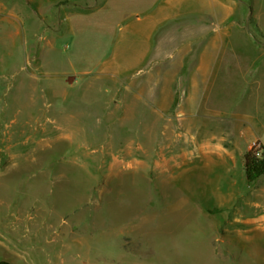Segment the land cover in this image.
Wrapping results in <instances>:
<instances>
[{
    "label": "rangeland",
    "instance_id": "1",
    "mask_svg": "<svg viewBox=\"0 0 264 264\" xmlns=\"http://www.w3.org/2000/svg\"><path fill=\"white\" fill-rule=\"evenodd\" d=\"M2 1L13 7L20 3L21 9H27L23 14L35 18L39 36L54 38L57 48L66 49L73 39L66 33V24L60 22V13L50 5L54 0ZM241 5L238 22L243 27L236 30L235 49L208 94H203V106L200 101L194 126L187 134L194 135L199 144L212 142L213 136L218 137L214 134L222 133L221 124L213 126L219 118L207 111L212 106L257 116L261 129L257 142L264 144V29L255 18L264 20V0H242ZM10 12L1 9L0 18ZM24 19L20 27L27 31ZM4 24L0 20V262L264 264V244L258 235L255 242H243L244 246L229 245L221 230L212 226L214 218L202 212L204 207L224 209L211 211L217 213L218 221H226L230 213L232 219H254L263 212L247 191L256 192L264 206V175L252 185L243 179L244 154L237 156L236 165L217 157L211 166L195 165L186 177L188 183L176 182L174 171L159 174L151 169L145 174L127 170L111 187L109 163L95 164L91 154L95 140L89 138V148H75L60 133L46 131L49 127L40 120L44 116L37 112L41 106L45 112L56 110L57 102L51 109L46 101H31L29 96L41 91L49 77L29 65L30 32L23 31V38L14 46L5 36ZM53 26L59 30L49 28ZM255 45H261L260 52ZM62 66L56 71L68 70ZM96 95L103 99L97 109L105 111V99L112 94L103 87V93ZM70 104L77 113L82 110L79 93L71 94ZM57 105H62L61 100ZM220 118L235 119L233 113ZM135 120L126 124L129 133L119 135L118 142L140 137ZM235 129L238 134V124ZM241 130L250 133L248 126ZM178 151L170 148L164 152L174 155ZM180 185L188 186L189 192ZM184 200L187 202L179 208L177 204Z\"/></svg>",
    "mask_w": 264,
    "mask_h": 264
},
{
    "label": "crops",
    "instance_id": "2",
    "mask_svg": "<svg viewBox=\"0 0 264 264\" xmlns=\"http://www.w3.org/2000/svg\"><path fill=\"white\" fill-rule=\"evenodd\" d=\"M241 3L242 0H54L50 5L60 13L66 33L73 36L66 49L57 48L52 37H40L35 18L31 13L24 15L27 9H21L20 3L13 7L2 1L0 16L1 9L11 12L0 20L5 22V36L14 46L23 38V31L30 32L33 42L26 49L29 65L44 70L42 74L49 77L43 81L41 91L31 93L29 99L46 101V107L51 109L53 102H62L55 105L56 110L46 112L43 106L36 105L41 108L38 115L44 116L41 122L49 127L47 132L60 133L75 148H89V138L95 140L97 145L91 154L95 164L109 163L111 187L114 179L127 170L145 174L151 169L159 174L174 171L176 182L188 183L186 177L195 165L211 166L216 157L236 165L237 156L261 140L257 116L239 110L219 111L214 106L206 109L219 118L213 126L221 124L222 133L214 134L218 137L213 136L212 142L200 144L194 135H187L194 126V111L205 99L203 94H208L209 86L227 63L225 59L235 49V33L243 27L238 22L244 7ZM21 18L28 22L27 31L20 27ZM255 18L264 29V20ZM53 27L49 28L59 30ZM253 47L259 52L262 49L261 45ZM58 66L70 71H56ZM54 74L66 76L55 78ZM103 87L112 95L105 99V111H100L96 104L103 99L95 96L103 93ZM75 93H79L82 107L78 113L70 104L71 94ZM229 113H233V121L220 118ZM134 118L139 122L140 137L118 142L119 135L129 133L126 124ZM136 126H132L135 131ZM241 126H248L250 133L245 135ZM170 148L179 151L168 155L164 151ZM242 177L247 182L245 170ZM181 186L178 187L189 192L188 186ZM247 194H253L258 209L263 211L254 219H232L230 213L226 221H218L217 213L211 211L224 209L202 208L214 218L212 226L221 230L229 245L244 246L245 242H255L257 235L264 244V206L256 192ZM229 223L232 228L227 226Z\"/></svg>",
    "mask_w": 264,
    "mask_h": 264
},
{
    "label": "trees",
    "instance_id": "3",
    "mask_svg": "<svg viewBox=\"0 0 264 264\" xmlns=\"http://www.w3.org/2000/svg\"><path fill=\"white\" fill-rule=\"evenodd\" d=\"M244 170L250 185L255 184L264 175V144L257 142L244 154Z\"/></svg>",
    "mask_w": 264,
    "mask_h": 264
}]
</instances>
